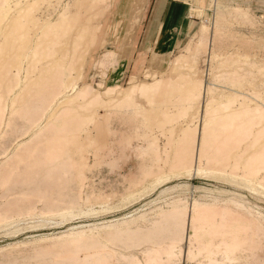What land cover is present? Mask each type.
<instances>
[{
  "label": "rangeland",
  "instance_id": "374dc122",
  "mask_svg": "<svg viewBox=\"0 0 264 264\" xmlns=\"http://www.w3.org/2000/svg\"><path fill=\"white\" fill-rule=\"evenodd\" d=\"M151 1L0 0V61L10 53L11 44H6L8 37L20 32L16 29L18 25L28 27V44L23 47L29 53L38 47L35 42L38 39L45 38L49 46L54 36L60 37L53 45L56 53L50 61L64 59L62 51L72 44L71 36L75 35L77 26L89 20V25L95 27L92 42L78 47L81 57L75 59L62 78L66 80L68 76L70 83L78 88L90 85L106 102L88 104L89 97H86L63 107L81 117L97 113L100 121L112 112L108 114V126L103 125L113 132L103 137L104 150L93 156L95 146L86 145L84 137L87 133L96 137L98 131L93 122L86 124L80 135L85 162L81 177L75 171L64 172L60 168L21 169L8 173L3 169L10 158L2 154L3 150L9 152L17 143L28 142L30 137L21 135L29 117L23 110L29 106L19 104L17 112L11 113V101L7 100L0 114V219L6 217L0 220V264H95L103 261L146 264L145 256L150 248L156 243L165 245L174 238L169 232L146 236L149 230H155L151 222L157 211L169 210L178 204L189 206L194 201L219 206L231 205V201L239 203V211L252 223L251 232L243 241L250 243L243 251L247 260L240 264H264V186H261L264 178H232L226 172L185 176L183 171L172 169L163 160L164 153L160 160L140 148L145 143L144 135L151 133L158 135V143L161 148L164 146L165 137L157 133L154 107L138 97L141 109L123 122L110 106L111 97L116 98L117 91L133 83L172 77L175 84L189 80L204 85L213 83V93L201 102L198 117L194 105L182 117L179 115L177 120L173 118L163 124L164 129L173 133V138L180 134V128L198 127L199 131L203 103H207L211 115L221 116L231 111L264 112V20L243 0H185L191 8L190 20L194 27L182 36L175 50L158 54L150 51L143 35L149 23ZM30 19L36 24L30 23ZM58 23L62 28H42ZM209 44L215 57L208 60ZM15 53L19 50L15 49ZM176 57L180 60L172 70L170 66ZM210 61L215 69L214 81L207 73ZM32 62L31 55L24 60V70L33 72L27 75L22 70L21 77L24 81L30 79L28 85L34 87L33 82L41 76L44 65L38 64L32 69ZM16 67H11L12 74L17 72ZM110 89L113 91L105 94ZM18 90L16 88L14 93ZM65 91L66 96L75 94L71 86ZM219 92H225L228 97ZM24 100L28 101L27 97L20 99V103ZM228 101V109L220 107ZM251 105L255 107L251 109ZM63 107L54 112H61ZM248 128L249 125L240 141L245 150V163L250 158L249 150L254 147L260 152L257 156L264 157V136ZM147 172L153 173L145 175ZM156 172L170 177L155 186ZM186 234L179 248L181 256L168 259L163 255V263L214 264L203 256L184 259L188 247ZM214 238L221 239L222 235ZM216 260L220 264H234L224 262L221 256Z\"/></svg>",
  "mask_w": 264,
  "mask_h": 264
},
{
  "label": "bare ground",
  "instance_id": "6f19581e",
  "mask_svg": "<svg viewBox=\"0 0 264 264\" xmlns=\"http://www.w3.org/2000/svg\"><path fill=\"white\" fill-rule=\"evenodd\" d=\"M29 21L32 24H36L33 19ZM52 26L62 28L59 23L42 26V28L48 29ZM76 28L75 35L71 36L72 44L68 49L62 51V53L65 52L64 59L67 61V58H69L73 61L72 64L70 60L66 62L64 59L59 61L53 59L50 61L56 53L53 45L59 42V36H54L52 40L49 39L51 40L49 46L45 38L42 40L37 38L38 40L35 42H37L36 45L38 47L34 48L31 53L24 51L23 47V44L26 46L28 44V27L26 25H18L16 29L20 30V32L16 36L8 37L6 45L11 44V48L8 47L10 53L5 56L4 61H0V114L3 112H1V109H4L5 103L9 99L11 101V113L17 112L15 110L19 104L29 106L25 107V111L23 110V114H27L29 117L27 120L28 125L24 128L21 135L26 134L30 139L28 142L17 143L9 152H7V149L3 150L2 154L10 158L5 164L3 171L9 173L20 171L21 169L29 171L31 169L51 170L60 168L64 172L75 171L78 177H81L85 162L83 155L84 144L83 142L81 143L80 135L81 132L85 131L86 124L93 122L98 131L96 137H91L88 133L84 137L86 145L95 146L93 156L104 150L103 137L106 134L113 133L110 128L107 129L103 125H107L110 117L108 114L112 112H109L103 118V121H100L97 113L81 117L77 114L74 115L75 111L73 112L72 109L63 107V105L75 103L79 98L83 99L86 97H89L88 104L106 102L105 98L101 94L95 93L90 85L78 88L75 83H70L71 79L69 81L68 76L66 80L62 78L63 75L66 76L65 72L70 69V65H74L75 59L81 57L78 47L80 45L85 46L93 40L92 33L95 27L89 25V20L88 22L85 20ZM14 33L17 32H12V34ZM208 46V60L210 57L214 59L215 52L212 48L209 49ZM15 49H18L19 53H15ZM30 55L34 57V62L30 64L32 69L36 68L38 64L44 65L41 76L33 82L35 84L34 87L28 85L30 79L24 81L22 80L23 77H21L22 70L27 75L33 72V70L30 71L27 68L24 70V66H22L24 60ZM62 57L63 54L60 59ZM179 60L180 58L176 57L172 61L170 69L173 70ZM212 63L210 61L211 65L207 73L211 81H214L216 75H214L215 69ZM12 66H17V72L14 74L10 72ZM172 80V77H166L155 79L152 82L133 83L128 88L117 91L119 95L116 98L111 97L112 101L110 103L112 105L110 106L115 108L114 114L121 121L126 122L141 109V104L137 97L143 98L149 106L154 107L159 129L157 133L165 137L164 146L161 148L158 143V135L154 133L145 134V143L140 147L144 153L145 151L151 152L160 160L163 159L161 155L164 153L165 158L163 160L167 161L172 169L183 171L185 176L191 177L192 175L215 172L224 173L225 155L230 147L228 143L233 140L235 142L240 141L241 138H244V129L248 125L250 127V125L260 122L264 113L255 112L254 115L246 111H231L227 112L226 115H211L206 103L204 113L201 116V118L203 117V122L200 132L198 133V127L180 128V134L173 138V133L164 129L163 124L171 122L173 118L174 121L177 120L179 115L182 117L181 115L185 114L187 109L193 108L194 105H196L198 117L199 103L204 97L213 92L211 87L213 83L204 85L202 82L197 83L189 80L183 84H175ZM69 86L75 91L73 96L65 95V90ZM16 88L19 90L14 93ZM30 91H33V94H28ZM112 91L113 89L106 90L105 94L109 95ZM24 97L25 99L27 97L28 101L24 100V102L20 103V99ZM61 106L63 107L61 112H54ZM224 109H228V107L224 105ZM251 116H255V118ZM1 122L2 117L0 116V125L2 124ZM212 126L215 127V130L212 129ZM258 134L263 137L264 129L260 128ZM199 140L200 142H198ZM233 146L230 147V154H232L233 150L231 149H233ZM195 157L197 159L196 173H194ZM259 158L262 160L264 157L259 155ZM203 159H205L206 165L202 164ZM259 165L260 169H262V163ZM157 167L159 170L161 169L160 164ZM152 173L147 172L145 175H152ZM229 173L231 174V172ZM154 175L157 182L155 186L164 183L170 177H164L161 172H156ZM8 179L6 182L9 181ZM261 186L264 185L261 184ZM230 204L219 206L214 203L200 204L194 201L189 206L178 204L173 205L169 210H158L156 218L151 222L155 230H149L146 236L154 232L159 234L169 232L170 236L174 235V238L167 241L165 245L156 243L150 248L145 256V263L164 264L162 261L163 255L166 258L168 257V259L181 256L179 248L184 239L185 229H187L186 218H189V226L188 247L185 252L189 260L198 259L202 256L214 264L219 263L216 260L217 256H221L224 262L228 261L234 264H240L241 261L247 260V256L243 251L250 246V243L246 244L244 242L247 234L251 232L249 227L252 223L239 211L241 209L239 203L231 201ZM5 218L3 216L1 218L2 221ZM217 234L222 235V238L215 239L214 237ZM95 264L112 263L103 261Z\"/></svg>",
  "mask_w": 264,
  "mask_h": 264
},
{
  "label": "crops",
  "instance_id": "0c3cea01",
  "mask_svg": "<svg viewBox=\"0 0 264 264\" xmlns=\"http://www.w3.org/2000/svg\"><path fill=\"white\" fill-rule=\"evenodd\" d=\"M243 2L246 5H248L252 10H254L264 20V0H243ZM148 8H150L149 23L147 24L143 32L147 47L149 45L150 51L157 52L158 54L172 52L173 50L176 49V46L180 43L182 36L189 34L194 27L193 21L190 20L191 19V14H190L191 8L189 7L188 2L185 0H152ZM208 47L209 49L211 48L210 44ZM219 93H221V95H225L223 96L225 98L228 97L225 92H219ZM222 93H225V94H222ZM204 99L205 97L203 98V100ZM203 100L200 101L198 109H200V104L201 102H203ZM203 104L201 106L200 116H202V114L204 113V109L206 107V103L204 105ZM224 105L229 108L230 102L228 101L225 104L221 105L220 107H224ZM262 106L264 108V105ZM254 107H255L254 105L253 106L251 105L250 108L252 109ZM256 109L257 108L253 110H256ZM250 112L253 113V112H263V111L257 110L253 112L250 111ZM251 117L255 118V116H251ZM262 119L263 121L261 120L258 123L256 122V124L254 125H250L248 130L259 131L260 128L264 129V116ZM200 130L201 128H199L198 133L200 132ZM240 141L235 142V140H233L232 142L228 143L230 147L232 145L234 146H233V149H231L233 150L231 152L232 154H230V147H229L228 153H226L227 156L225 155V162H224L225 172L226 173L231 172L232 178H236L237 176L238 177L244 176L248 178L253 177L257 179L264 178V171H262L264 170V158L260 160L259 156H257L260 152L258 151L257 148L254 147L249 150L250 158L247 161V163H245L246 159L243 158L244 156L243 154L245 150L243 151V146ZM260 163H262V166H263L262 169H260V165H259ZM202 164L206 165L205 159L202 160ZM196 167H197V159L195 157L194 173H196ZM249 167L251 170L249 169ZM188 223H189V218L187 219V224H186L187 229L185 230L186 231L185 234L186 233L188 234V226H189ZM185 234H184V238H185ZM187 234H186L185 241L187 240V237H188ZM262 248L263 246L261 247V249ZM185 258H186V252L184 251V259Z\"/></svg>",
  "mask_w": 264,
  "mask_h": 264
}]
</instances>
